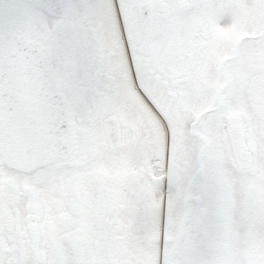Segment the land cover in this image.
Listing matches in <instances>:
<instances>
[{"label":"snow or ice","instance_id":"1","mask_svg":"<svg viewBox=\"0 0 264 264\" xmlns=\"http://www.w3.org/2000/svg\"><path fill=\"white\" fill-rule=\"evenodd\" d=\"M0 264H264V0H0Z\"/></svg>","mask_w":264,"mask_h":264}]
</instances>
